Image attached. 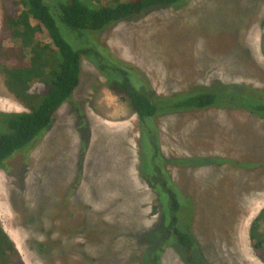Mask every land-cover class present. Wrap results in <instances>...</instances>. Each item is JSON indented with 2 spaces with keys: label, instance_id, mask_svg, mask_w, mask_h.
<instances>
[{
  "label": "rangeland",
  "instance_id": "374dc122",
  "mask_svg": "<svg viewBox=\"0 0 264 264\" xmlns=\"http://www.w3.org/2000/svg\"><path fill=\"white\" fill-rule=\"evenodd\" d=\"M66 39L80 50V40ZM98 39L138 68L161 96L216 81L264 90V0H190L116 24ZM45 41L52 44L48 35ZM77 107L90 128L84 149L86 134L77 130ZM26 111L0 74V112ZM155 124L167 159L226 161L202 167L164 165L193 200L191 230L211 264H264L249 237L252 222L264 209V119L216 108L165 115ZM140 137L137 115L84 58L73 101L58 111L51 129L34 146L29 165L19 155L8 162L9 171L0 169V226L26 264H114L98 260L97 247L105 242L103 234L94 232L100 221L127 225L122 230L127 232L157 222L160 214L153 211L158 195L139 175ZM83 207L99 216L89 217L85 228ZM82 228L86 236L79 233ZM127 245L134 247L130 240ZM112 248L121 250L119 240ZM122 262L129 264L125 257ZM163 264L184 263L168 249Z\"/></svg>",
  "mask_w": 264,
  "mask_h": 264
},
{
  "label": "trees",
  "instance_id": "16d2710c",
  "mask_svg": "<svg viewBox=\"0 0 264 264\" xmlns=\"http://www.w3.org/2000/svg\"><path fill=\"white\" fill-rule=\"evenodd\" d=\"M3 1L0 74L7 90L27 111L0 112V169L9 171L8 162L19 155L25 157L23 164L30 163L34 146L51 129L58 111L65 103L73 101L86 58L106 77L111 92L126 101L138 117L141 132L139 175L158 195L153 212L160 214L151 228L133 227L130 232L122 231L127 225L100 221L94 232L103 234L105 242L97 245L98 260L124 264L122 257H125L129 264H163L166 251L173 249L184 264H211L191 230L193 200L176 186L164 165L202 167L226 161L205 157L167 159L161 151L155 121L165 115L216 108L244 110L264 119V90L216 81L208 87L198 86L190 91L161 96L153 91L138 68L116 57L98 39L100 33L116 24L153 9L181 6L190 0ZM47 35L52 44L45 41ZM66 37L73 40L76 37V42L80 40V50L74 49ZM11 41L14 44H9ZM77 114V130L86 134L84 149L90 128L82 110ZM83 209L85 228L89 217L99 216ZM84 228L79 233L86 236ZM75 233L73 231L70 236L74 237ZM249 237L254 252L264 263V209L252 222ZM87 240L93 245L94 242ZM116 240L121 250H113ZM129 240L134 246L132 250L127 245ZM0 264H26L2 226Z\"/></svg>",
  "mask_w": 264,
  "mask_h": 264
}]
</instances>
